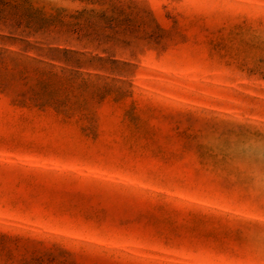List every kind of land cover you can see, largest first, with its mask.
Returning a JSON list of instances; mask_svg holds the SVG:
<instances>
[{
    "label": "rangeland",
    "instance_id": "rangeland-1",
    "mask_svg": "<svg viewBox=\"0 0 264 264\" xmlns=\"http://www.w3.org/2000/svg\"><path fill=\"white\" fill-rule=\"evenodd\" d=\"M0 264H264V0H0Z\"/></svg>",
    "mask_w": 264,
    "mask_h": 264
}]
</instances>
